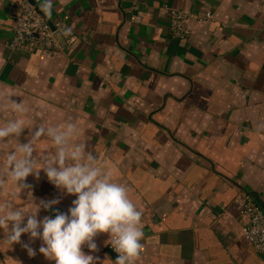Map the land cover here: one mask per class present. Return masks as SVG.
<instances>
[{"label": "crops", "instance_id": "1", "mask_svg": "<svg viewBox=\"0 0 264 264\" xmlns=\"http://www.w3.org/2000/svg\"><path fill=\"white\" fill-rule=\"evenodd\" d=\"M25 2L73 39L57 53L10 50ZM176 11L211 18H190L180 40ZM9 98L26 111L10 110ZM10 119L28 130L78 124L77 139L142 212L136 264H264L241 215L245 195L264 212V0H0V125ZM36 147L54 150L47 137ZM26 182L37 202L61 201L39 218L76 198L43 171ZM107 240L83 250L113 264ZM40 244L32 258L19 244L0 246V264H54Z\"/></svg>", "mask_w": 264, "mask_h": 264}, {"label": "clouds", "instance_id": "2", "mask_svg": "<svg viewBox=\"0 0 264 264\" xmlns=\"http://www.w3.org/2000/svg\"><path fill=\"white\" fill-rule=\"evenodd\" d=\"M10 110L24 112L22 105L9 98ZM30 131L28 139H22ZM79 126L68 122L63 127L39 125L26 129L20 119L0 125V246L12 249L19 244L32 258L37 255L31 245L41 241L39 253L54 264H101L99 257L86 253L98 251L95 239L107 234L116 259L113 264H136L143 244L142 212L129 199L128 187L113 181L112 171L98 164L86 142L77 139ZM47 137L54 150H37V142ZM16 141L10 148L8 140ZM47 180L62 194L76 197L68 211L54 210L39 218L60 199L39 200L33 196L27 178ZM26 195L24 207L15 201ZM28 236V242L21 240Z\"/></svg>", "mask_w": 264, "mask_h": 264}, {"label": "built area", "instance_id": "3", "mask_svg": "<svg viewBox=\"0 0 264 264\" xmlns=\"http://www.w3.org/2000/svg\"><path fill=\"white\" fill-rule=\"evenodd\" d=\"M171 16L172 34L174 38L180 40L185 39L189 34L187 22L190 18H197L198 20L211 18L210 14L193 16L184 11L173 12ZM54 27L55 31H52L36 8L25 2L20 14L15 19L13 35L8 45L9 49L17 50L28 47L57 53L61 50L62 45L56 35H59L63 41L69 42L73 39V34L63 23L54 25ZM241 215L247 219V224L243 229L245 239L254 247L256 252L264 254L263 210L250 196L245 195L242 197Z\"/></svg>", "mask_w": 264, "mask_h": 264}, {"label": "water", "instance_id": "4", "mask_svg": "<svg viewBox=\"0 0 264 264\" xmlns=\"http://www.w3.org/2000/svg\"><path fill=\"white\" fill-rule=\"evenodd\" d=\"M32 6H34L35 3L31 2ZM37 12L44 18V20L47 22V24L50 26L52 31H55V27L54 24L52 23V21L43 13V11H41V9L36 7ZM57 39L60 41L61 45L64 42L63 39L59 36L56 35ZM107 252L109 253V255L112 257L113 260L116 259L117 255L116 253L112 250V249H108Z\"/></svg>", "mask_w": 264, "mask_h": 264}]
</instances>
